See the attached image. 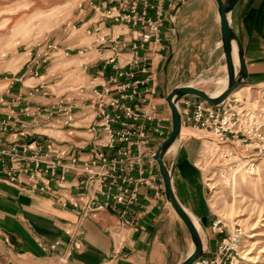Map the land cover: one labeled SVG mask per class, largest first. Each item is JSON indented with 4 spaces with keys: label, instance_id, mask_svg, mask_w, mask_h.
<instances>
[{
    "label": "built area",
    "instance_id": "2783aa9c",
    "mask_svg": "<svg viewBox=\"0 0 264 264\" xmlns=\"http://www.w3.org/2000/svg\"><path fill=\"white\" fill-rule=\"evenodd\" d=\"M172 6L171 0H81L77 11L93 12L96 18L90 24L69 21L61 42L49 40L28 51L27 73L36 82L27 84L24 77L13 76L12 101L0 97V181L30 193H48L55 204L72 205L79 214L78 225L69 224L67 229L72 243L61 255L64 262L82 248L79 226L86 218L105 211L119 216L112 232L113 257L125 248L124 231H140L132 209L141 185L155 181L144 176L141 160L146 156L154 163L152 141L165 140L170 132L156 102V60L167 47ZM73 30L90 37V44L71 38ZM90 50L105 62V83L62 87L60 76L48 65L59 53L71 58ZM17 82L22 86L14 89ZM38 97L46 101L39 102ZM178 107L183 125L214 135L216 142L229 146L230 156L238 154L241 143L249 150L262 141L264 148V108L233 97L213 106L195 95L181 98ZM50 131H65L69 137L87 135L92 156L83 159ZM72 174L81 179L76 183L78 195L70 197L63 190ZM219 222L213 230L221 234L224 228L218 227ZM242 232L241 227L234 228L215 259L202 256L194 264H222L240 245ZM40 244L45 250L60 245Z\"/></svg>",
    "mask_w": 264,
    "mask_h": 264
},
{
    "label": "rangeland",
    "instance_id": "374dc122",
    "mask_svg": "<svg viewBox=\"0 0 264 264\" xmlns=\"http://www.w3.org/2000/svg\"><path fill=\"white\" fill-rule=\"evenodd\" d=\"M80 1L0 0V97L4 95L8 97V102L12 101L10 85L13 76L24 77L27 84L36 82L27 73L26 65L29 61L27 52L43 46L49 40L61 42L64 39L65 25L75 19ZM186 5L181 10L180 6H177L172 15L173 20L170 24H173L174 31H170L169 34L168 52L158 64L162 97L177 86L190 84H195L197 88L207 92L216 93L223 86L218 81L227 76L224 61H219L224 51L223 46L218 45L219 41L221 43V31L215 0H189ZM232 22L234 27L238 22L234 10ZM170 28L172 30L171 25ZM72 34L71 38L77 39L79 43L90 44L92 41L90 37L82 33L77 34L75 30ZM68 59L63 53H59L48 66L52 72L59 73L60 67L63 70L70 65ZM66 77L69 78V75H62L57 80L60 82ZM69 79L76 78L71 76ZM75 85L78 84L67 86ZM12 86L20 88L22 84L17 82ZM242 88L245 89L235 91L228 98H239L242 103H251L257 109L264 108V79L259 82H248ZM58 90L62 92L61 89ZM162 100L163 107L170 111L166 99ZM182 128L184 134L181 137L193 136L199 141L196 163L199 176L206 186V198L210 207L208 222L213 219L210 230L201 225L200 234L205 244L203 257L215 259L223 239L230 236L234 228L241 227L243 235L240 245L232 256L229 254L223 259L222 264H264L262 141L260 143L262 149L251 146L246 150L245 145L241 143L238 154L233 153L230 156L227 151L229 146L216 142L214 135L188 125H183ZM173 213L176 215L174 210ZM178 219L185 229L184 238L180 237L171 244L168 264H178L194 247L188 229L183 221ZM217 221H220L218 227L224 228L221 234L213 230V225ZM217 239L219 243L216 249ZM212 240L215 244L211 252H208V244Z\"/></svg>",
    "mask_w": 264,
    "mask_h": 264
},
{
    "label": "crops",
    "instance_id": "0c3cea01",
    "mask_svg": "<svg viewBox=\"0 0 264 264\" xmlns=\"http://www.w3.org/2000/svg\"><path fill=\"white\" fill-rule=\"evenodd\" d=\"M171 2L173 6L169 11L168 34L165 39L167 47L163 54L158 56L157 64L168 52L170 25L174 30L170 17L177 6L183 3L181 10L189 0ZM77 12L76 9L74 21L79 23L90 24L96 18L93 12ZM234 12L238 16L235 30L243 44L248 82H259L264 79V0H240ZM218 45L222 46V42L219 41ZM68 60L70 65L63 70L60 67L58 75H69V78L75 76L76 79L66 77L61 81L62 86L90 81L105 83L103 70L106 65L95 55L94 50L85 55L74 54ZM219 61H224L226 66L224 53L219 57ZM158 82L156 102L160 116L165 119L164 124L170 131L171 112L166 111L162 105V99L165 97L161 96L160 80ZM36 100L46 101L42 97ZM49 134L71 146L72 151L83 159L92 156V146H89L91 141L87 135L69 137L65 131H50ZM162 141L155 138L151 143V150L156 152ZM198 148L199 141L196 137H181L179 143L165 155V162L173 169V187L177 198L199 224L210 230L213 219L208 222L210 207L206 198V186L199 176L196 163ZM140 166L144 176L155 177V181L141 185L139 201L131 213L138 220L140 231H124L126 245L117 257H113L112 237V232L120 222L116 213L105 211L96 218L84 219L79 226L82 234L78 237L82 248L76 250L72 257L64 262L61 255L72 243V237L67 233L68 226L79 223L77 209L72 205L62 207L55 204L48 193H30L0 181V264H168L170 246L180 237L184 238L185 229L166 198L157 162L151 163L145 156ZM135 175L138 176V171H135ZM69 179L68 187L63 192L70 197L77 196L79 190L76 183L81 178L72 174ZM56 242L60 245L55 250H45L40 244L51 245ZM215 243L217 249L218 239ZM215 243L212 240L208 244V252H211Z\"/></svg>",
    "mask_w": 264,
    "mask_h": 264
},
{
    "label": "water",
    "instance_id": "95a60500",
    "mask_svg": "<svg viewBox=\"0 0 264 264\" xmlns=\"http://www.w3.org/2000/svg\"><path fill=\"white\" fill-rule=\"evenodd\" d=\"M239 1L240 0H215L219 14L221 42L226 59L228 76L227 87L218 95H211L209 92L191 85L177 86L170 93H165V99L171 112L172 126L168 137L158 145L154 158L163 178L166 198L188 229L194 245L192 252L178 264H194L195 261L204 255L205 244L194 218L176 196L173 187V169H170L166 164L165 155L179 143L181 138L183 123L178 107L181 98L188 95H195L206 100L210 105L216 106L225 102L232 93L248 83L249 74L243 44L232 22V13ZM234 44L237 47V64L234 59Z\"/></svg>",
    "mask_w": 264,
    "mask_h": 264
},
{
    "label": "bare ground",
    "instance_id": "6f19581e",
    "mask_svg": "<svg viewBox=\"0 0 264 264\" xmlns=\"http://www.w3.org/2000/svg\"><path fill=\"white\" fill-rule=\"evenodd\" d=\"M234 59H235V63L237 64V62H238V56H237V47H236L235 44H234ZM218 82L223 84L222 88L218 92H216V93L209 92L211 95H218L221 91H223V89H225L227 87V85H228V76H225V77L221 78ZM190 85L196 87L195 84H190ZM243 89H245V88H242L241 87V88L237 89L236 92L241 91ZM183 134H184V132H183V128H182V130H181V136ZM195 223H196V226H197V228H198V230L200 232L201 224H199L196 220H195Z\"/></svg>",
    "mask_w": 264,
    "mask_h": 264
}]
</instances>
